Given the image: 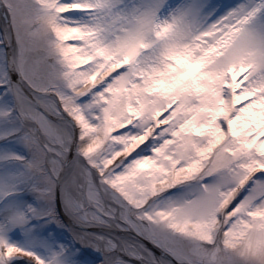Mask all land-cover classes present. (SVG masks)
Listing matches in <instances>:
<instances>
[{"label":"snow or ice","instance_id":"1","mask_svg":"<svg viewBox=\"0 0 264 264\" xmlns=\"http://www.w3.org/2000/svg\"><path fill=\"white\" fill-rule=\"evenodd\" d=\"M0 264H264V0H0Z\"/></svg>","mask_w":264,"mask_h":264}]
</instances>
